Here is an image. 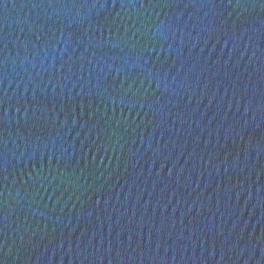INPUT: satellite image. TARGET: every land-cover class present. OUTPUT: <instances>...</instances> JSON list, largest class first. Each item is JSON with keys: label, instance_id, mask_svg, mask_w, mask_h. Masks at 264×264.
Returning <instances> with one entry per match:
<instances>
[{"label": "water", "instance_id": "water-1", "mask_svg": "<svg viewBox=\"0 0 264 264\" xmlns=\"http://www.w3.org/2000/svg\"><path fill=\"white\" fill-rule=\"evenodd\" d=\"M0 264H264V0H0Z\"/></svg>", "mask_w": 264, "mask_h": 264}]
</instances>
